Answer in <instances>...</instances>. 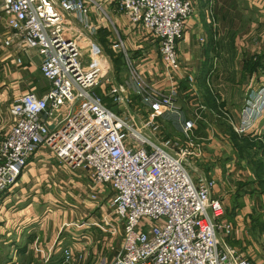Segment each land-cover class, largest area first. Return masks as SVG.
Segmentation results:
<instances>
[{
	"label": "built area",
	"instance_id": "1",
	"mask_svg": "<svg viewBox=\"0 0 264 264\" xmlns=\"http://www.w3.org/2000/svg\"><path fill=\"white\" fill-rule=\"evenodd\" d=\"M91 2L0 0L2 46L19 54L35 48L41 54L38 71L48 80L41 95L28 91L11 101L9 132L0 142V194L13 186L28 157L45 146L69 167L87 171L92 199L105 197L120 242L101 264H253L229 242L231 221L221 199L210 193L215 179L196 169L203 152L193 118L182 120L180 137L166 135L157 115L175 111L172 96L145 85L139 88L144 107L136 112L123 107L126 88L107 76L100 48L88 36L96 28L88 18ZM115 2L132 28L157 38L167 74L181 77L175 43L191 0ZM14 56L19 62L21 55ZM103 97L120 105L112 108ZM245 104L239 121H229L236 133L245 132L244 122L259 114L264 101ZM62 255L64 262L81 258L80 251L66 247Z\"/></svg>",
	"mask_w": 264,
	"mask_h": 264
},
{
	"label": "crops",
	"instance_id": "2",
	"mask_svg": "<svg viewBox=\"0 0 264 264\" xmlns=\"http://www.w3.org/2000/svg\"><path fill=\"white\" fill-rule=\"evenodd\" d=\"M115 1L93 0L88 9V18L96 26L88 36L99 46L106 72L108 58H114L113 74L107 76L128 92H141V85L169 92L175 111L157 115L163 132V122L177 118L181 135L182 120L193 118L192 131L201 139L203 152L194 164L198 172L215 179L210 193L221 199L231 221L229 242L253 264H264L259 250V242L264 245V191L258 188L251 162L240 155L222 114L236 105L227 90L233 95L238 87L264 84V0H191V13L175 43L182 73L178 79L167 74L157 38L132 28ZM1 13L0 35L4 32ZM83 35L80 44L86 61L88 36ZM114 41L120 42L118 48L112 47ZM14 55H21L19 62ZM119 55L128 60L137 88L122 80ZM40 58L35 48L19 54L0 42V142L9 132L11 101L28 91L41 95L48 86L38 71ZM94 91L99 93V87ZM251 132L244 134L252 136ZM91 184L86 170L69 167L45 146L28 157L13 186L0 194V244L9 247L13 264L18 256L20 264H44L55 254L61 264H101L112 258L119 234L112 233L115 221L104 195L90 197ZM9 201L17 203L10 213ZM16 245L22 249L20 255ZM63 247L80 251V260L64 262Z\"/></svg>",
	"mask_w": 264,
	"mask_h": 264
},
{
	"label": "rangeland",
	"instance_id": "3",
	"mask_svg": "<svg viewBox=\"0 0 264 264\" xmlns=\"http://www.w3.org/2000/svg\"><path fill=\"white\" fill-rule=\"evenodd\" d=\"M119 65L120 67H118V70L120 71H124L122 76L123 79L125 80L127 85H134L135 81H133V72L131 70V67L128 63V60L126 59V57H124L123 55H119ZM108 63H109V68H108V72H106V74L112 75V65H114V58L112 57V55L110 56V59L108 58ZM228 63V62H227ZM226 63V65H227ZM130 87V86H129ZM262 87V89L260 90V88ZM264 84L263 85H259V86H255L254 83L250 86H245L242 87L241 89L240 87H238V90L235 91L233 93V95H229L228 90L227 92H225V90L223 92L227 93V97L229 99V97H231V101L236 103L235 105V109L232 108V110L230 111L229 108H226L225 110L229 113L226 112V114L222 113L223 116L225 117L228 126L231 127L230 124V120L233 123H237L239 121L240 118V111L242 108H244L245 104V100L249 99L250 104L252 103L253 105H256L259 103H262L264 101ZM96 88V86L94 87V89ZM132 88H137V85L135 84L134 86H132ZM129 88H126L127 91V95L128 98H126L128 101H124L123 103V107H127L130 111L134 110V112H136L137 107H144V105H142V99H141V92H128ZM236 90V89H235ZM226 95V94H225ZM249 95H251L249 97ZM249 97V98H248ZM106 104H108L109 106H111L112 108H116L118 107L120 104L118 103H111L109 99L107 98H103L102 99ZM228 101V104L231 102ZM227 106H231L228 105ZM142 110V108L140 109ZM259 114H257L253 120L249 121L246 120L244 123L245 126V132L247 131H252L251 134L252 136L248 135L247 137L249 138V140L253 143L250 148L253 151V153L255 155H258V153H262V151H260L259 149L262 147V145H264V140H262L260 136V133H262L264 131V106L258 110ZM184 114V113H183ZM183 117V115H181ZM179 122L177 120V118H173L172 121H168V122H163V128H164V132L168 135H174L176 137H180L181 135H179L178 132V127H179ZM232 128V127H231ZM245 132H241V133H236L238 136H242L245 135ZM264 133V132H263ZM258 140L259 142L261 141V145H258V142L256 141ZM255 142V143H254ZM246 152L241 153V156L246 158ZM262 155V154H261ZM259 156V155H258ZM7 204H9L11 207L9 210H7L8 213L14 211L13 208L15 207V205L17 206V203H13V201H9ZM117 245L115 247H117L119 245L118 242H116ZM259 250L261 252L262 255H264V245H262L261 241L259 242ZM99 255L101 256L102 253L100 252Z\"/></svg>",
	"mask_w": 264,
	"mask_h": 264
},
{
	"label": "trees",
	"instance_id": "4",
	"mask_svg": "<svg viewBox=\"0 0 264 264\" xmlns=\"http://www.w3.org/2000/svg\"><path fill=\"white\" fill-rule=\"evenodd\" d=\"M230 130L235 139L236 145L240 150V155L241 153L246 152L247 154L246 157L251 162L253 176H254V179L258 182V188L264 191V148H262V155L252 157L254 153L251 150L250 146L253 143L249 140V138L246 135H242V136H239V138H237L236 132H234L232 128H230ZM256 141L258 142V145H261V141L260 142L258 140ZM262 228L263 227L261 224L260 229ZM16 249H17L16 251L17 254L20 255L19 252H22L21 247L16 245ZM19 257L20 256L15 257L16 264H20ZM60 261H61L60 257L57 254H55V255H51L44 264H61ZM13 262L14 260L12 259V254L9 252V247L7 249V246L0 244V264H13Z\"/></svg>",
	"mask_w": 264,
	"mask_h": 264
}]
</instances>
